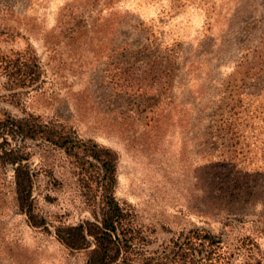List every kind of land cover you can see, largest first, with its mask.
<instances>
[{
  "label": "rangeland",
  "instance_id": "374dc122",
  "mask_svg": "<svg viewBox=\"0 0 264 264\" xmlns=\"http://www.w3.org/2000/svg\"><path fill=\"white\" fill-rule=\"evenodd\" d=\"M40 78L0 108L39 116L117 154L115 197L147 254L203 229L219 264H264V0H0V58ZM31 227L0 171V264H85L52 225L90 214L69 159L27 141Z\"/></svg>",
  "mask_w": 264,
  "mask_h": 264
},
{
  "label": "trees",
  "instance_id": "16d2710c",
  "mask_svg": "<svg viewBox=\"0 0 264 264\" xmlns=\"http://www.w3.org/2000/svg\"><path fill=\"white\" fill-rule=\"evenodd\" d=\"M36 58L29 53L0 58L2 85L11 103H18L20 90L40 78ZM27 141L60 150L73 167L90 219L78 224L52 225L54 237L66 249L86 252L85 264H219L224 256L221 237L203 229H191L172 241L169 251L147 254L131 210L121 206L117 184V154L92 140H82L64 125L45 122L39 116H12L0 108V171L9 168L13 203L36 229L49 232L48 221L38 213L33 198L34 173L29 164ZM0 187H2L0 185Z\"/></svg>",
  "mask_w": 264,
  "mask_h": 264
}]
</instances>
